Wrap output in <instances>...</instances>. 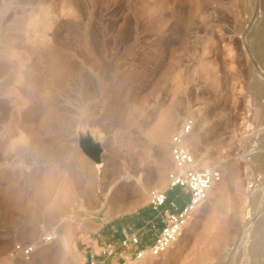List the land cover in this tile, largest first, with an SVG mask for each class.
Wrapping results in <instances>:
<instances>
[{
  "label": "rangeland",
  "instance_id": "obj_1",
  "mask_svg": "<svg viewBox=\"0 0 264 264\" xmlns=\"http://www.w3.org/2000/svg\"><path fill=\"white\" fill-rule=\"evenodd\" d=\"M189 119L220 181L164 254L114 264H264V0H0V263L89 264V232L170 190Z\"/></svg>",
  "mask_w": 264,
  "mask_h": 264
},
{
  "label": "built area",
  "instance_id": "obj_2",
  "mask_svg": "<svg viewBox=\"0 0 264 264\" xmlns=\"http://www.w3.org/2000/svg\"><path fill=\"white\" fill-rule=\"evenodd\" d=\"M193 129V121L185 120L172 133L169 139L170 155L173 167L167 173L168 189L180 187L188 193V201L179 204L177 201L167 202L166 190H150L148 203L157 211L162 226L154 233V239L147 244H141L139 230L127 232L119 241L120 259L124 262L138 261L146 256L164 254L179 239L183 229L193 213L208 199L209 192L220 181L221 173L216 168L203 167L199 160L187 148V138ZM260 182L252 178L247 189L252 190ZM149 230H155V224L149 225ZM53 239L52 234H44L40 241L47 243ZM35 244L14 243L7 253L9 261H29L36 249ZM116 251L114 246H102L99 255L104 258L112 256ZM89 264H98L94 254L88 258Z\"/></svg>",
  "mask_w": 264,
  "mask_h": 264
},
{
  "label": "crops",
  "instance_id": "obj_3",
  "mask_svg": "<svg viewBox=\"0 0 264 264\" xmlns=\"http://www.w3.org/2000/svg\"><path fill=\"white\" fill-rule=\"evenodd\" d=\"M176 188V192L182 194L185 199L188 201V193L182 190L180 187ZM180 204V203H179ZM183 204V203H182ZM132 222V226L128 224ZM151 223L155 224V230L150 231L149 225ZM162 224L157 217V211L154 210L149 204L148 207L142 209L135 215L129 217H122L109 222L108 224L101 226L97 231L89 232L84 246V254L88 260L91 254H94L98 264H114L116 262L122 261L120 259V250L118 248V243L120 239L127 233L131 228L133 230L138 229L141 238V244H147L153 241L154 233L161 228ZM114 246L116 248L115 253L108 257L104 258L100 256L99 249L102 246Z\"/></svg>",
  "mask_w": 264,
  "mask_h": 264
},
{
  "label": "water",
  "instance_id": "obj_4",
  "mask_svg": "<svg viewBox=\"0 0 264 264\" xmlns=\"http://www.w3.org/2000/svg\"><path fill=\"white\" fill-rule=\"evenodd\" d=\"M83 152L95 163L101 162V150L96 147L89 144L82 145Z\"/></svg>",
  "mask_w": 264,
  "mask_h": 264
},
{
  "label": "trees",
  "instance_id": "obj_5",
  "mask_svg": "<svg viewBox=\"0 0 264 264\" xmlns=\"http://www.w3.org/2000/svg\"><path fill=\"white\" fill-rule=\"evenodd\" d=\"M174 188H172L171 190H173ZM169 190L167 192V202H166V205L169 204L170 201L174 200V201H177L178 203L182 204V203H185L187 200L185 199V197L180 194V193H177L175 192L174 195H170L169 192L171 191Z\"/></svg>",
  "mask_w": 264,
  "mask_h": 264
},
{
  "label": "bare ground",
  "instance_id": "obj_6",
  "mask_svg": "<svg viewBox=\"0 0 264 264\" xmlns=\"http://www.w3.org/2000/svg\"><path fill=\"white\" fill-rule=\"evenodd\" d=\"M77 211V210H76ZM31 260V259H30ZM29 260V261H30ZM29 261H20V260H18V261H15V264H32V263H30ZM9 263H12L11 261L9 262ZM0 264H3V262H1Z\"/></svg>",
  "mask_w": 264,
  "mask_h": 264
}]
</instances>
